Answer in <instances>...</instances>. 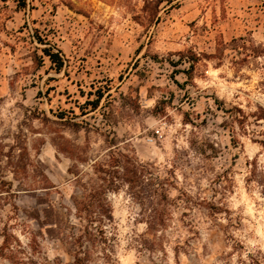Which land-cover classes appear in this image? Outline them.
Listing matches in <instances>:
<instances>
[{
  "label": "rangeland",
  "instance_id": "374dc122",
  "mask_svg": "<svg viewBox=\"0 0 264 264\" xmlns=\"http://www.w3.org/2000/svg\"><path fill=\"white\" fill-rule=\"evenodd\" d=\"M21 3L0 0V264H264V122L214 104L264 109V0ZM118 150L143 176L93 190Z\"/></svg>",
  "mask_w": 264,
  "mask_h": 264
},
{
  "label": "trees",
  "instance_id": "16d2710c",
  "mask_svg": "<svg viewBox=\"0 0 264 264\" xmlns=\"http://www.w3.org/2000/svg\"><path fill=\"white\" fill-rule=\"evenodd\" d=\"M22 1L21 5L23 7L26 6L25 0H19ZM167 3H172L173 0H163ZM39 39V38H38ZM39 41H42L39 39ZM45 43V46L41 48V52L43 55V58L47 59L49 66L51 69H53L55 72H61L63 70V67L65 66V59L63 57V54L61 50L56 48L55 45H50L47 42H41ZM182 57H184L183 54H180L179 60L182 61ZM195 59H191L190 62V68L187 71L188 77L190 78L191 75V69H193L195 65ZM175 84L182 88L183 84H180L177 81H174ZM111 89V86L109 84L107 86H99L93 92L87 93L86 101L82 106H80L81 113L86 114L89 113V111H96L97 109H102L101 101L103 98L109 97V91ZM107 101V100H106ZM162 100H158L156 104L154 105L152 109L153 115H159L164 110H160L159 107L162 104ZM169 103V102H168ZM214 104L216 106L217 110L223 111L224 114L228 115L229 122L232 124L238 125L240 128L245 130V126L247 123H249V117L251 116L255 122H259L260 120L264 122V109L259 108L260 111L257 113L254 112L250 115L245 114V112L238 107H232V108H225L223 106V103L218 100L217 98H214ZM193 107V105H192ZM190 107L188 110L182 111V123H190L191 125H195L194 120L190 119V115L195 113L193 108ZM196 117H199V114L196 113ZM79 125V124H74ZM106 142H109L108 137L105 138ZM111 142L115 145H117V140L115 138H112ZM117 148V146L115 147ZM212 148V155L216 154L215 147L211 144ZM196 151L198 153H205L202 148L197 147ZM104 165L98 164L95 167V173L96 175V182L95 184L91 185L92 189L94 190L95 187H97L99 190L104 189L105 187H110L112 189H116L119 186L127 185L129 190L133 189V186L137 184L141 176H143L144 171L140 170V165L136 158L129 156L126 153H123L122 151H115V153L111 154L109 162L107 164V167H103ZM151 184V183H149ZM145 198H148V201L150 204H153V199L156 194H158V189L155 188H148L146 191ZM165 192V190L163 191ZM86 200V201H85ZM84 202L79 201L75 202V204H81L83 207H86L89 210V214L93 213L94 211H97L99 214L100 210H103L106 208L107 204L105 203L104 198L102 197H96L95 194L89 193L86 195ZM91 215V214H90ZM93 222V220H91Z\"/></svg>",
  "mask_w": 264,
  "mask_h": 264
}]
</instances>
